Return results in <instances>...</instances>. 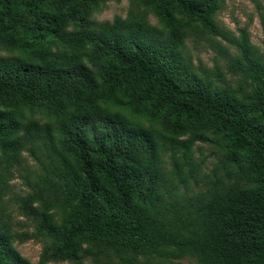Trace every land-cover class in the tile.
I'll return each mask as SVG.
<instances>
[{
    "label": "trees",
    "instance_id": "16d2710c",
    "mask_svg": "<svg viewBox=\"0 0 264 264\" xmlns=\"http://www.w3.org/2000/svg\"><path fill=\"white\" fill-rule=\"evenodd\" d=\"M105 1L0 0V47L18 51L0 54V202L26 146L46 151L67 178L62 196L24 203L39 234L57 245L31 262L0 218V264H83L84 242L125 263L264 264V59L246 38L236 40L231 67L250 91L219 88L194 71L182 46L198 27L227 37L214 20L220 0H138L166 33L137 18L90 27ZM198 141L247 166L258 183L222 184L193 214L171 216L165 156L186 182L198 171Z\"/></svg>",
    "mask_w": 264,
    "mask_h": 264
},
{
    "label": "rangeland",
    "instance_id": "374dc122",
    "mask_svg": "<svg viewBox=\"0 0 264 264\" xmlns=\"http://www.w3.org/2000/svg\"><path fill=\"white\" fill-rule=\"evenodd\" d=\"M137 18L158 32L166 33L160 18L150 7L138 0H107L88 17L90 27L95 23L113 22L115 19ZM214 20L227 34V37L204 33L201 28L191 29L182 46L183 56L196 73L208 77L214 85L240 88L250 91L241 74L231 67L234 58L240 55L241 47L235 42L244 38L254 47L257 55L264 59V0H220L214 13ZM73 26H69L71 30ZM18 51L0 47V54L15 55ZM217 88V87H216ZM125 113L129 111L118 107ZM42 122L43 115H35ZM198 171L186 182L172 173V160L166 155L164 170L168 175L169 191L164 195V204L170 208L169 215L193 214L198 202L207 199L213 190L222 184L240 183L242 186L256 185L258 180L246 175L245 165H238L220 153L213 144L198 141L193 147ZM231 170L232 176H228ZM67 178L60 166L41 148L33 151L26 146L21 152L20 162L11 170L7 193L0 202V218L11 233L12 245L25 258L37 262L45 250L53 249L57 243L51 237L38 232V220L26 210L24 203L32 195L44 194L49 200L62 196ZM218 186V187H216ZM39 202L34 201L33 206ZM55 221H61L65 214L64 206L57 202L51 210ZM83 264H175L177 259L139 256L131 263L122 262L117 256L94 244L84 242ZM191 263L190 258L182 259ZM195 262V261H193ZM47 264H77L72 260L50 259Z\"/></svg>",
    "mask_w": 264,
    "mask_h": 264
}]
</instances>
